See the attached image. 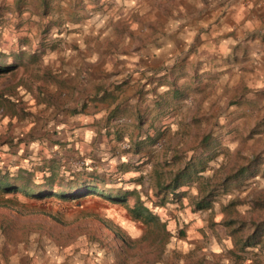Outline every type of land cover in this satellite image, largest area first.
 I'll return each mask as SVG.
<instances>
[{
    "label": "rangeland",
    "instance_id": "rangeland-1",
    "mask_svg": "<svg viewBox=\"0 0 264 264\" xmlns=\"http://www.w3.org/2000/svg\"><path fill=\"white\" fill-rule=\"evenodd\" d=\"M230 1L0 0V168L41 193L6 196L0 264H264V0Z\"/></svg>",
    "mask_w": 264,
    "mask_h": 264
},
{
    "label": "trees",
    "instance_id": "trees-1",
    "mask_svg": "<svg viewBox=\"0 0 264 264\" xmlns=\"http://www.w3.org/2000/svg\"><path fill=\"white\" fill-rule=\"evenodd\" d=\"M1 71V69H0ZM255 174L252 171V166L247 165L246 167H242L238 173L234 176H228L223 184V189L227 190V186L229 182L233 178H238L240 176H243L244 174ZM23 174H25L24 171H20L16 176L9 173L8 171H5L0 168V207H5L9 203L13 201V199L6 198V196L11 195V194H17L20 191H25L30 192L29 194L31 196H39L38 194H41L40 192L38 193V189L35 188L29 179L24 178ZM191 177V173L187 171H182L179 174H177L174 179H173V184L171 185L172 191L177 190L180 188L184 183V181L189 180ZM198 179V178H196ZM87 187V186H86ZM93 189L87 188V189H82L77 192L76 198H85L86 196L92 195ZM217 191L216 187H212L210 194H207V197H204L202 199L203 201L197 202L195 204V208L197 211H203V210H210L212 208V201H207L208 197H212L213 194ZM107 200L111 201L112 203H120V204H126V198L120 197V195L113 196V195H107L103 194ZM129 213L135 221L142 222L144 225L147 227V233L148 236L151 234H156L158 239V244L161 247L164 246L169 242L171 236L168 232L167 229V223L163 222L158 215H156L152 210L147 208L143 203L140 201L137 202V204L133 208H129ZM6 224V223H5ZM264 233V222L261 224H257L255 227V230L251 236H249L245 242L243 243L242 248H247V247H252L257 245V240L262 236ZM161 254H163L161 252ZM160 259V258H159ZM158 263V260L155 261H149L147 264H156Z\"/></svg>",
    "mask_w": 264,
    "mask_h": 264
},
{
    "label": "crops",
    "instance_id": "crops-1",
    "mask_svg": "<svg viewBox=\"0 0 264 264\" xmlns=\"http://www.w3.org/2000/svg\"><path fill=\"white\" fill-rule=\"evenodd\" d=\"M257 1H262V0H257ZM264 2V1H263ZM244 3V0H231L228 5L232 6L233 8H236L235 9V13H237L239 11L238 8L240 7H244L243 5ZM264 7L262 6H259L257 7V9L255 10L256 12H260L263 10ZM260 16H262V14H260ZM258 18V16H257ZM264 20V19H263ZM252 25L249 24V28H251ZM261 40V41H260ZM260 40H257L256 43H254L255 45L252 46V50L253 51V55H256V53H261L262 55H264V41H262V38ZM234 42V41H233ZM256 47V48H255ZM262 55L258 56V59H259V63L260 65L264 64V62H262ZM264 60V58H263ZM253 61V60H252ZM264 68V67H263ZM96 118V120H99L97 116H94ZM94 120V119H93ZM83 130V129H82ZM87 132H92V133H95L96 130L94 127L90 126L88 128L85 129ZM89 130V131H88Z\"/></svg>",
    "mask_w": 264,
    "mask_h": 264
}]
</instances>
